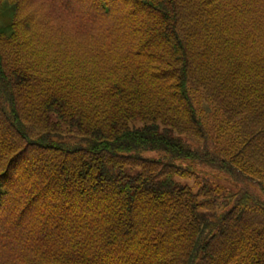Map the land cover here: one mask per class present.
<instances>
[{"label": "trees", "instance_id": "1", "mask_svg": "<svg viewBox=\"0 0 264 264\" xmlns=\"http://www.w3.org/2000/svg\"><path fill=\"white\" fill-rule=\"evenodd\" d=\"M0 264H264V0H0Z\"/></svg>", "mask_w": 264, "mask_h": 264}]
</instances>
